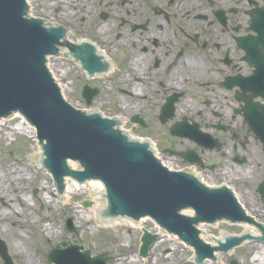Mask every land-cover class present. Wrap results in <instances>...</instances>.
Masks as SVG:
<instances>
[{
	"label": "flooded vegetation",
	"instance_id": "af4514ba",
	"mask_svg": "<svg viewBox=\"0 0 264 264\" xmlns=\"http://www.w3.org/2000/svg\"><path fill=\"white\" fill-rule=\"evenodd\" d=\"M99 18L114 26L94 41L112 64L110 106L163 157L231 187L247 261L264 264V0H109ZM0 239V264H14Z\"/></svg>",
	"mask_w": 264,
	"mask_h": 264
},
{
	"label": "water",
	"instance_id": "95a60500",
	"mask_svg": "<svg viewBox=\"0 0 264 264\" xmlns=\"http://www.w3.org/2000/svg\"><path fill=\"white\" fill-rule=\"evenodd\" d=\"M28 10L26 0H0V119L18 112L35 127L44 152L41 166L51 173L58 191L64 189L65 176L78 183L99 179L108 203L102 216L134 220L149 216L162 229L190 244L198 262L212 257L217 248L226 251L238 244L243 237L227 238L226 243L219 241V246L211 247L198 237L196 228L200 222L243 219V211L229 188H209L193 174L170 171L155 158L149 142L123 134L117 118H103L96 111L88 113L63 98L46 67L49 55L72 57L89 79L94 73L107 72L110 64L93 43L68 41L63 25L30 17ZM61 47L65 51L61 52ZM99 91L85 84L81 95L90 104ZM69 160H75L81 168H70ZM82 204L90 205L88 201ZM184 208L194 210V216L182 214ZM66 226L74 231L70 220ZM143 233L141 256L158 238L144 229ZM79 248L57 246L47 259L55 264H105L103 253L91 258L90 249L80 253ZM0 255L7 259L1 240Z\"/></svg>",
	"mask_w": 264,
	"mask_h": 264
},
{
	"label": "rangeland",
	"instance_id": "374dc122",
	"mask_svg": "<svg viewBox=\"0 0 264 264\" xmlns=\"http://www.w3.org/2000/svg\"><path fill=\"white\" fill-rule=\"evenodd\" d=\"M108 1L84 0L85 3H80L74 0H29V14L52 24L63 25L68 28V31L70 30L69 33L75 40L91 39L101 45V35H107L114 29L112 20L103 22L99 18L100 12ZM107 8L105 10L109 11L108 6ZM106 43H112V40L108 39ZM47 65L53 71H51L52 74L58 77L59 82L64 84L62 93L68 103L89 113L97 111L107 117H115L117 114L121 116V109L118 106H110L108 102L109 93H113L115 87L114 82L109 79L113 78L112 76L87 80L85 72L72 59L49 58ZM85 83L90 86H100L102 89L90 105H86L80 94L82 85ZM19 120V116H14L6 120L7 125L0 128V214H9L0 218V237L4 238L6 245L9 246L14 264H26L29 258L37 260L38 264H54L48 261L46 255L51 248L57 246V242L61 243V249L80 246L87 250L91 247L92 256L100 252L117 256L115 260H111L110 264L112 262H115L113 264H192L189 260V257L194 255L192 247L179 240H169L167 236L157 242L147 260L135 261L134 255L138 254L142 230L123 222L114 226L100 224L89 214L92 201L88 190L76 191L69 195L72 196L69 206L61 204L59 195L62 194L56 189L53 194L55 184L51 174L34 162L32 154L39 145L36 133L34 138H30L22 132L13 130V124L18 123ZM125 128L132 136L141 137L138 132L132 133L129 125H125ZM9 131L13 134L6 139L4 135ZM10 162L15 165L16 172L18 169L20 172L23 170L21 178L18 176L19 178L16 179L5 173L4 169L6 170V165ZM172 162L179 165L175 160ZM45 196H51V201L49 202ZM87 200L90 206L84 207L81 203ZM66 206L68 209L64 208ZM100 217H102L101 214ZM68 219L75 228L74 232L67 230ZM45 223H48V227L52 230L60 233L58 238H47L43 234L42 225ZM143 223L148 231L154 230L155 222L149 218H146ZM207 228L208 236H222L224 232L238 234L243 231L239 226L228 225L227 222L219 223L216 227L208 224ZM18 233L21 240L16 237ZM16 244L24 252L28 251L29 258H24L23 253L16 250ZM236 251V254H230L225 261L221 260L225 256L220 254L218 263L208 262V264H228L232 258L237 259L239 264H249L248 247L242 245ZM243 259L246 262L242 261Z\"/></svg>",
	"mask_w": 264,
	"mask_h": 264
},
{
	"label": "bare ground",
	"instance_id": "6f19581e",
	"mask_svg": "<svg viewBox=\"0 0 264 264\" xmlns=\"http://www.w3.org/2000/svg\"><path fill=\"white\" fill-rule=\"evenodd\" d=\"M74 1H79L80 3H85L84 2V0H74ZM27 2L29 3V0H27ZM29 5H30V3H29ZM70 31V30H69ZM69 31H67V34L69 33ZM70 36H68V38H69ZM50 68V67H49ZM52 71V70H51ZM53 72V71H52ZM53 76L56 78V81L58 82V85H59V87H61V89L63 90L65 87H64V84L63 83H61V82H59V79H58V77H56L55 75H54V73H53ZM14 116H19V122L18 123H16V124H13V130H17L18 132H22L23 134H25V135H27L28 137H35V131H34V128L31 126V125H29L25 120H24V118H22V116L21 115H18V114H16V115H14ZM14 116H12V117H14ZM12 117H8V118H6V119H1L0 120V128H1V126H3V125H7L8 123L6 122V120H8V119H10V118H12ZM115 117H117L120 121H122V122H125V117H121L119 114H117ZM13 134V132H6V134L4 135L5 136V138L6 139H8L9 138V136L10 135H12ZM35 152H33L34 154H32L33 155V158H34V162L37 164H41L42 163V160H43V152H41V147L38 145L37 146V148H35ZM164 163H166V162H164ZM167 164V163H166ZM170 164H168L167 166H169ZM70 167L71 168H73V169H75V168H77V167H79L78 165H77V162H72V161H70ZM170 167V166H169ZM2 169V168H1ZM3 171V170H2ZM4 171H5V173H8V175H10V177L11 176H14V178H16V179H18L19 177L18 176H20V178H21V176H22V171L23 170H21V172L19 171V169L17 170V172H16V167H15V165L14 164H12L11 162L10 163H8L7 165H6V170L4 169ZM4 171H3V173H4ZM16 172V173H15ZM64 183H65V187H64V190L61 192V194L62 195H59V200H60V202H61V204H63V205H68L69 206V204L71 203V200H72V196H69V195H71L72 193H75L76 191L78 192V191H80V190H88L89 191V193H90V195H91V201H92V206L90 207V215H91V217L92 218H95L96 220H98L99 221V223L100 224H102V225H107V226H114V225H116L117 223H121V222H123V223H127V224H129L130 226H133V227H135V228H137V229H139V230H141V229H145V230H148L145 226H144V220H145V218H143V219H141L140 221H137V222H132V220H129V219H127V218H112L111 220H106V219H104V218H102V217H100V212L101 211H103V209L105 208V207H107L106 206V203H105V201H104V199H103V195H104V190H103V184L101 183V182H99V181H88L86 184H79V183H77L76 181H74L73 179H71V178H69V177H66L65 178V180H64ZM56 192V190H55V188H53V194ZM45 198H47V200L50 202L51 201V196H45ZM68 206H66V207H64L65 209L67 208L68 209ZM71 206V205H70ZM185 214H187V215H192L193 213H192V211H187V210H185V211H183ZM9 214H7V213H2V214H0V218H2V216L3 217H5V216H8ZM84 218H86V219H88V217H86V216H84ZM221 223H223V222H221ZM218 223H216V224H214L213 226L214 227H216V225H217ZM243 229H245L246 228V226L243 224V223H238ZM42 231H43V234L45 235V236H47V238H52V237H57L60 233H58V231L56 230H52V228L51 227H48V223H45V224H43L42 225ZM208 224H200L199 226H198V230L200 231V234H199V237H201L202 238V240L203 241H207V242H209V243H211V244H213V245H215V242L214 241H211L212 239L208 236V234H207V232H209V230H208ZM150 231V230H149ZM153 232H156L158 235H160V238L157 240V241H160L161 240V238H163L164 236H167V238L169 239V240H173V241H176V240H178V238H177V236L174 234V235H172V234H168V233H166L165 234V231L164 230H162L161 228H160V226L159 225H155L154 226V230H152ZM152 231H150V232H152ZM228 232H224L223 234H222V236L223 235H225V234H227ZM16 237H17V239H20V234L18 233L17 235H16ZM58 238V237H57ZM21 240V239H20ZM156 241V242H157ZM154 243L155 245L157 244V243ZM154 245V246H155ZM16 250L18 251V252H22L23 253V257L25 258H29V253H28V251L27 250H25V252L22 250V249H20L18 246H17V244H16ZM151 252V251H150ZM128 255V254H127ZM126 255V256H127ZM218 255H220V254H218ZM126 256H124V258H126ZM129 256V255H128ZM194 256L195 255H192L191 257H189V260L191 261H194ZM223 256H225V255H223ZM228 256H230V254H228ZM228 256H225L224 258H221V256H218V260H220V258H221V260L222 261H225L226 259H228ZM134 260L135 261H141L142 259L140 258V257H137V255H134ZM116 258H114L113 260H115ZM24 260V259H23ZM128 260V259H127ZM126 260V261H127ZM25 261V260H24ZM208 262H210L209 260L207 261V262H205V264H208ZM26 264H38L37 263V260H35V259H31V258H29L27 261H26ZM210 264V263H209Z\"/></svg>",
	"mask_w": 264,
	"mask_h": 264
}]
</instances>
